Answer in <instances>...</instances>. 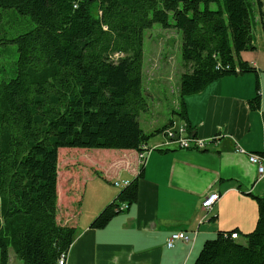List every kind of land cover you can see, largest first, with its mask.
Wrapping results in <instances>:
<instances>
[{"label":"trees","instance_id":"1","mask_svg":"<svg viewBox=\"0 0 264 264\" xmlns=\"http://www.w3.org/2000/svg\"><path fill=\"white\" fill-rule=\"evenodd\" d=\"M8 9L33 26L12 37L0 31V264H9V248L22 264H58L76 235L56 218L59 148L138 152L173 124L147 133L138 121L148 109L144 31L157 23L181 33L185 70L172 114L187 124L185 96L256 71L240 54L255 50L258 22L253 0H0V23ZM249 105L260 107L258 81ZM142 169L91 228H104L121 204L136 200ZM251 196L258 218L244 242L230 237L236 230L218 231L192 264H264V196Z\"/></svg>","mask_w":264,"mask_h":264},{"label":"crops","instance_id":"2","mask_svg":"<svg viewBox=\"0 0 264 264\" xmlns=\"http://www.w3.org/2000/svg\"><path fill=\"white\" fill-rule=\"evenodd\" d=\"M255 45V50L240 54L255 72L220 77L183 99L192 134L199 138L221 135L206 149L156 148L141 165L136 150L98 149L82 152L79 158L74 156L79 153L74 149L79 148H59L57 221L76 229L66 264H192L204 241L218 231L236 230L243 236L255 228L258 210L251 195L264 196V176L259 177L256 166L235 152V143L246 151L264 153L261 25L255 28ZM257 81L260 107L252 109L249 101L255 96ZM169 119L177 125L185 123L176 114ZM154 137L146 144L164 141L162 134ZM98 163H105L104 179L110 183L132 180L143 169L136 200L104 228L95 229L90 227L92 220L117 195L88 191L84 182L93 179L89 168ZM213 192L218 199L205 210L201 202ZM177 231L187 232L192 242L177 241L168 248L166 239Z\"/></svg>","mask_w":264,"mask_h":264},{"label":"rangeland","instance_id":"3","mask_svg":"<svg viewBox=\"0 0 264 264\" xmlns=\"http://www.w3.org/2000/svg\"><path fill=\"white\" fill-rule=\"evenodd\" d=\"M261 1V8L264 12V0ZM211 7L214 6L211 5ZM253 11L258 22L257 25L260 26V18L264 20V14L260 15L257 0H253ZM32 26L33 22L29 16L19 14L14 9H8L3 14L0 31L12 37ZM180 44L181 33L175 28H163L160 24L155 23L151 28L144 31L142 85L145 89L148 109L140 113L138 121L140 127L147 133L167 123L168 119L172 116L173 109L178 107L179 78L180 74L185 70L180 55ZM6 45L10 49H15L16 46L14 43H7ZM15 55L16 53H10L8 58L5 59L13 60ZM152 138L154 139L155 137L153 136ZM74 150L79 151L77 155H74L75 157L83 158L82 152L88 151L87 153H94L93 151L98 149L79 148ZM104 165L105 163H98L95 167L89 168V176L93 177V179H86L84 184L87 185L86 187L89 192H94L95 194L108 192L107 196H109L110 193H118L121 187H116L113 183L104 179ZM64 183L65 180L62 184L64 185ZM108 202H111V200ZM74 210L75 207H72L70 215L74 213ZM238 238L239 241L244 242L242 235H239ZM9 264H22L15 257L11 248H9Z\"/></svg>","mask_w":264,"mask_h":264},{"label":"built area","instance_id":"4","mask_svg":"<svg viewBox=\"0 0 264 264\" xmlns=\"http://www.w3.org/2000/svg\"><path fill=\"white\" fill-rule=\"evenodd\" d=\"M235 71H239V68L236 67ZM164 141L158 144H155L153 146H149L147 144H142L141 150L138 151V159L141 164L144 163L146 157L150 153L152 149L156 148H166L171 147V145H174L180 149H196V150H203L206 149L207 146L211 143L216 141L221 135H215L213 137L208 138H199L192 134V131L187 127L185 123L177 125L173 122L172 125L167 127L163 131ZM235 152L241 155H244L248 162L254 166H256L257 173L259 177L264 176V153L259 152H250L246 151L243 147H241L239 144L235 143ZM130 180H114L112 183L116 187L124 188L129 184ZM218 194L217 193H208L202 200L201 206L205 209H211L212 205L217 201ZM128 208L127 204L123 203L118 207L119 210H126ZM195 234V232H194ZM232 239H237L239 237L237 232H232L229 234ZM193 240V237L190 236L185 231H177L172 233L167 239H166V246L168 248L174 247L175 243L177 241H181L183 243H191ZM67 255L65 254L61 255L60 263L59 264H66L67 263Z\"/></svg>","mask_w":264,"mask_h":264},{"label":"bare ground","instance_id":"5","mask_svg":"<svg viewBox=\"0 0 264 264\" xmlns=\"http://www.w3.org/2000/svg\"><path fill=\"white\" fill-rule=\"evenodd\" d=\"M60 263V259H59V261H58V264Z\"/></svg>","mask_w":264,"mask_h":264}]
</instances>
